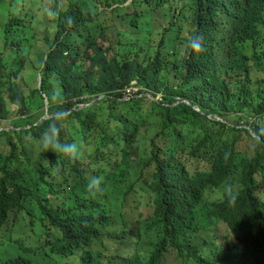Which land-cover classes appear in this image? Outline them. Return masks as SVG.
<instances>
[{
  "label": "clouds",
  "instance_id": "obj_1",
  "mask_svg": "<svg viewBox=\"0 0 264 264\" xmlns=\"http://www.w3.org/2000/svg\"><path fill=\"white\" fill-rule=\"evenodd\" d=\"M81 1L0 0V39L4 43L0 45V83L12 74V64L15 62L20 64L21 74L18 79H12V82L19 85L24 93L34 90L39 92V96H35V106L22 112L17 104L9 101L5 89L2 93L6 99L9 116L0 119V139L5 136L11 150L7 154L0 152V180L3 181V187H14L12 192H7L8 195L20 191L21 196H18L16 204L7 211L0 224V232L8 224L13 213L23 212H27L25 215L37 212L48 229L42 239L43 245L41 242L37 244L33 236L31 247L27 246L29 240L23 242L14 239V244H17L24 257L10 258L4 264H36V258H41L44 262L48 260V264H67L71 259H75L78 264H104L101 252L96 251L98 246L106 248L104 238L116 247H123L120 253L114 248L115 251L107 264H150L149 256L158 239L156 226L158 194L155 180L158 163L172 161L182 167L190 179L207 178L215 171L218 159L216 151L219 148L221 134L217 130L206 131L203 124L199 123L193 139L179 129L188 126L186 124H173L166 129L161 118L166 113L156 110L152 115L150 112V101L168 107L163 101V92L156 94L151 91L140 77H130L127 82L120 79L118 87L111 91L101 92L99 95L85 94L77 98L65 96V87L59 75L54 76L52 89L46 92L42 89L43 73L48 68L51 56L58 51L61 44L68 42L79 56L70 58V53L65 52L63 57L67 64H75L74 71L82 78L87 77V71L94 68L98 71L96 80H100L99 67H93V61L97 58L96 51H99L108 67H119L125 72L129 71L130 65L140 67L142 71L148 69L159 87L176 92L183 84L178 73L185 62L192 57H199L204 52L201 45L204 39L198 36L196 0H127L123 3H119L122 0H111L99 4V9L94 15L79 17L77 9ZM20 5L21 12L18 11ZM117 9L120 10L119 17L130 25L132 31L127 35L129 44L122 45L118 55L109 58L113 46L109 44L105 47L107 38L124 30L123 25L110 26V21L115 19L113 12ZM41 12L53 18L56 35L52 42L46 38L49 42L48 50L32 59L35 51L32 45L35 41L32 24H43L45 19L38 18ZM71 12L76 15L75 21L67 19ZM178 12L183 16L182 26L172 48L171 43L167 44L170 40L168 33ZM126 13L132 14L131 17H134V13H142L138 25L133 24L128 15L125 16ZM155 13H162L163 26H159L153 20ZM109 28L111 30H108ZM156 29L160 32L159 37L154 36ZM260 33L259 26L255 39L235 44L230 39L221 42L223 45L221 59L234 71L223 73L214 81L213 94L229 85L235 72H245L250 68L246 53L249 45L258 39ZM164 35L166 42L161 47L160 41ZM100 36L103 37V44L99 43ZM23 39H26V43ZM77 41L81 43L80 49ZM236 59H239L238 64H234ZM27 69L31 70L32 74L33 71L36 72L37 76L36 85L25 90L23 72ZM253 77L254 81L249 86L251 89L257 88L264 96V84L256 81L262 80L263 76L253 73ZM136 93L138 94L135 96ZM158 97L160 101H157ZM106 99L128 104L135 110H142L139 114L131 116L118 115L116 109L121 111L123 107L120 105L112 107L111 104L103 102ZM263 101L254 102L249 112L233 115L230 122L218 115L209 114L207 117L212 121L245 129L253 138H257L254 126L264 124V120L256 111ZM180 103L204 114L199 105L179 97L172 107ZM35 107L39 110L33 112L32 108ZM78 113L84 114L85 128H76L71 122L72 117ZM12 115L15 117L14 122L7 124ZM2 122L4 124H1ZM143 131H146L145 137L140 135ZM10 132L16 140L10 137ZM147 139L148 144L144 147L143 143ZM87 146L91 147L90 151L93 153L89 157L90 165H97L98 154L110 148L117 161L114 164L107 163L103 168L90 173L79 158ZM244 153L241 155H245ZM30 155H34L36 159L33 164H29V160L22 162L24 156L28 159ZM132 155L138 157V162L132 160ZM258 176L263 182V176L259 174L256 175V180ZM132 179L141 182L143 191L152 197L150 214L142 220L134 221L132 227H127L128 224L124 223L123 230L112 231L111 229L118 224L117 221L112 222L113 218L121 216L122 203ZM234 182L239 184L237 192L232 185ZM258 184L260 190V183ZM240 189L242 178L234 170L230 179L228 176L219 185H208L201 191L200 200L194 206L191 215L195 217L197 227V231L191 232L194 247L201 249L194 245V239L200 230L198 213L208 209L210 215L212 205L220 203L226 196L229 203H233ZM212 191L222 192L224 198L207 202V194ZM61 197L63 199L58 204L57 201ZM257 197L260 200L259 195ZM209 218L214 219L212 216ZM82 220L94 221V229L91 230L90 226L87 228L89 240L81 241L77 248H65L67 243L63 224L65 222L75 224ZM222 224L234 234L228 225ZM149 240L150 244H147ZM236 250L237 246L233 245L231 252L237 257ZM175 252L179 255L178 250H169L163 264L168 259H173ZM187 254L184 252L183 256L179 257L186 260L189 258ZM249 255L254 257L255 262L257 254L249 251L241 264H245ZM218 259L219 262L216 264H223L220 258Z\"/></svg>",
  "mask_w": 264,
  "mask_h": 264
},
{
  "label": "trees",
  "instance_id": "obj_2",
  "mask_svg": "<svg viewBox=\"0 0 264 264\" xmlns=\"http://www.w3.org/2000/svg\"><path fill=\"white\" fill-rule=\"evenodd\" d=\"M109 1L111 0H82L77 9L79 17L94 15L99 9V4ZM196 4L198 36L204 39L201 44L204 52L199 57H192L185 62L178 73L183 84L176 92L159 87L148 69L142 71L140 67L130 65L129 71L125 72L119 67H108L99 51H96L97 58L93 61V67H99L100 80H96L98 71L94 68L87 71V77L82 78L74 71L75 64H67L63 57L65 52L70 53V58L79 56L68 42L61 44L58 51L51 56L48 68L43 73L42 89L44 92L52 89L54 76L59 75L65 87V96L77 98L85 94L99 95L101 92L111 91L118 87L120 79L127 82L130 77H140L151 91L156 94L163 92V101L168 107L150 101V112L152 115L156 110L166 113L165 116H161L166 129L173 124L199 123L203 124L206 131L217 130L221 134L219 148L216 151L218 159L214 173L207 178L190 179L185 170L172 161L158 163L159 168L155 178L158 194L156 224L158 239L149 256L150 264H163L169 250H178L180 256L187 252L188 257L196 264H216L207 260L201 251L192 245L191 232L197 231V227L195 217L191 215L194 206L200 200L201 191L208 185H219L228 176L230 179L234 170L238 172V167L243 168L242 189L236 195L235 201L229 203L226 196L220 203L212 205L209 216L225 223L234 232L239 264L249 251L257 254L256 264H264V203L257 197L259 184L256 180V175L259 174L263 176L264 182V124L254 126L258 136L253 138L245 129L212 121L207 117L209 114L218 115L230 122L233 115L249 112L254 105L255 95L249 86L254 81V69L263 76L262 80L256 79V81L264 84V0H196ZM131 15L127 16L129 20L138 25L142 13H134V17ZM67 19L75 21L76 15L71 12L67 15ZM259 26L261 33L258 39L249 45L246 53L250 68L245 72H235L230 84L213 94L214 81L223 73L234 71L221 59L223 48L221 42L230 39L235 44L255 39ZM165 42L164 35L160 46L163 47ZM171 42L170 39L167 44ZM77 46L81 48L79 41ZM238 60L236 59L234 64H238ZM12 65V74L0 83V119L9 116L6 99L2 95L4 89L9 95V101L17 104L20 112L34 107L35 96H39L37 90L24 93L19 85L12 82V79H18L21 74L20 64L14 62ZM178 97L199 105L204 114L195 112L191 106L184 103L172 107ZM256 98L257 101L264 100V96L259 91ZM103 102L111 104L112 107L122 106L123 110L116 109L117 114L122 116L139 114L142 110H135L128 104L111 99ZM37 110L39 108H32L33 112ZM256 113L264 120V101L259 104ZM83 115L78 113L72 117L71 122L74 127L85 128L86 120ZM245 134L250 136L253 144L242 141L239 136ZM243 152L249 155L248 158L237 160ZM13 190L14 187H3V181L0 180V224L9 208L16 204L18 196H21L20 191L14 192L13 195L7 194ZM89 226L91 230L94 229L93 220H82L75 224L65 222L63 224L67 243L65 248H77L81 241L89 240V234L87 235Z\"/></svg>",
  "mask_w": 264,
  "mask_h": 264
},
{
  "label": "rangeland",
  "instance_id": "obj_3",
  "mask_svg": "<svg viewBox=\"0 0 264 264\" xmlns=\"http://www.w3.org/2000/svg\"><path fill=\"white\" fill-rule=\"evenodd\" d=\"M127 2V0H122L119 3ZM22 6L20 5V8L18 9L19 12H21ZM120 10L117 9L115 12H113V15L115 17L114 20L110 21L111 25H123L124 30L121 32H116L114 36L108 37L107 42L105 43V47H108V45H112L113 49L109 56V58L114 57L115 55H118L119 49L122 45H128V37L127 35L132 31L130 25L126 23L122 17H119ZM128 13L125 14L127 16ZM119 17V19H118ZM39 19L44 18L45 20L42 22V25L32 24V28L35 34V41L32 44L35 51L32 54V59L37 57L39 53H45L49 48V42L46 40V38H49L52 42L55 35H56V25L53 21V18H50L43 14H41L38 17ZM183 16L180 15V12H178L177 16L174 18V24L168 33V38L172 40L171 46L172 48L175 46L176 39L179 36L180 27L182 26ZM153 20L158 24L159 26H163L164 21L162 17V13H155L153 15ZM103 28V26H101ZM108 30H111L110 28ZM104 30L102 31V33ZM159 31L156 29L154 31V36L159 37ZM188 35V34H186ZM161 38V36H160ZM26 43V39H23ZM103 37H99V43L103 44L102 42ZM4 43L2 39H0V45L2 46ZM11 52V50H9ZM13 51V50H12ZM25 56V55H24ZM255 75H260L257 72H254ZM36 72L31 70H25L23 72V83H24V89L27 90L28 88L36 85ZM255 95V102L258 100L256 98L258 89L253 88L252 89ZM138 93L135 94V96ZM157 101H160V97L157 98ZM148 111V110H146ZM14 115L10 116L9 120L6 122L12 123L14 122ZM1 124H4L3 122ZM252 124V123H251ZM250 124V125H251ZM244 126V125H243ZM182 129L186 136H188L190 139H193L195 136V129L199 128V124H189L185 127H179V129ZM11 133V132H10ZM141 136L146 135V131H143ZM254 136V134H252ZM13 140H16L15 136H10ZM242 141L244 143L253 144V140L250 138L248 134H245V136L240 135ZM255 137H257L255 135ZM149 139V138H148ZM147 140L144 141L143 145L146 147ZM0 142V152L2 153H9L11 148L7 144L5 140V136H3ZM91 147L87 146L82 153V155L79 157L84 165L89 169L90 173L97 171L104 166L107 165V163L114 164L117 159L112 153V148L109 150H105L102 154H98L97 156V165H90L91 160L89 157L93 155V153L90 151ZM245 155H241L238 157L237 160H244L245 157H248L249 155L247 153H244ZM24 159L22 162H26V160H29V164H33L35 162L34 155H30L28 159L24 156ZM132 160L138 162V157L132 155ZM243 168L238 167V174L241 175ZM258 182L260 183V190H259V198L264 202V182H262L261 177H257ZM234 186L235 192L239 189V184L232 183ZM224 198V195L220 191H212L207 194L206 200L207 202H214L219 201ZM63 197L60 198L57 203L59 204L62 201ZM153 199L152 197L142 189V183L136 181L135 179H132L129 188H127L126 197L122 203V209L119 216H114L112 222H118L116 226H114L111 230L112 231H121L123 230L124 223H127V227H132L133 222L136 220H142L146 218L150 214V209L152 206ZM209 210L205 209L198 213L197 221L199 223V233L196 235L194 239V245H197L200 247V251L203 254V256L209 260L211 263H218L219 259L222 261L223 264H239L237 263L239 259L232 254L231 249L233 245H236V242L231 234V232L227 229V227L224 224H220L219 222L215 221L212 218H209L208 214ZM27 212L23 213H13L10 217V220L8 224L3 228V230L0 232V264H4L8 259H18L23 258V253L19 250V247H17V244H14V239L26 242L28 241L27 246L31 247V236H33V239L38 244L39 242L42 243V239L44 238L46 232H47V224L41 219L39 214L37 212L30 213L29 215H25ZM29 238V239H28ZM44 243V242H43ZM42 243V245H43ZM103 243L106 244V248H102L101 246H98L96 248V251L101 252L102 254V260L104 264H107L110 257L114 253V248H117L119 250V253L122 252L123 247L117 246L113 243H110L107 238L103 239ZM147 244H150V240L147 242ZM141 250H144V246L142 245ZM230 255H232L230 257ZM127 257V255H125ZM36 264H48L47 261H42L41 258H36ZM67 264H78V262L75 259H71L67 261ZM165 264H195L194 261L190 258H187L186 260H182V258L179 257V255L175 252L173 259H168ZM245 264H255L254 257L249 255L245 261Z\"/></svg>",
  "mask_w": 264,
  "mask_h": 264
}]
</instances>
